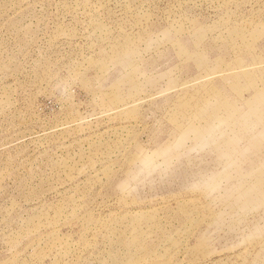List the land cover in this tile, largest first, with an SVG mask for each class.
I'll use <instances>...</instances> for the list:
<instances>
[{"label":"rangeland","instance_id":"rangeland-1","mask_svg":"<svg viewBox=\"0 0 264 264\" xmlns=\"http://www.w3.org/2000/svg\"><path fill=\"white\" fill-rule=\"evenodd\" d=\"M0 264H264V0H0Z\"/></svg>","mask_w":264,"mask_h":264}]
</instances>
